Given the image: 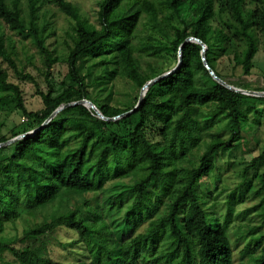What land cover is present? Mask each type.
I'll use <instances>...</instances> for the list:
<instances>
[{"label": "trees", "instance_id": "trees-1", "mask_svg": "<svg viewBox=\"0 0 264 264\" xmlns=\"http://www.w3.org/2000/svg\"><path fill=\"white\" fill-rule=\"evenodd\" d=\"M25 1L0 0V112L21 111L26 118L1 135L0 144L37 129L0 146V255L8 252L21 264H63L47 254V237L64 227L92 256L89 263L73 264H233L231 210L223 216L215 200L208 203L213 192L218 196L219 158L243 145L242 104L254 95L215 80L204 65L203 45L187 39L202 40L214 72L246 89L218 64L233 74L238 68L252 74L264 43V0H98L95 22L70 0ZM52 5L73 20L61 53L48 42L56 35L47 19ZM143 17L150 29L140 35ZM169 48L181 52V64L123 115L135 107L149 80L171 70H161L162 52ZM59 63L67 72L56 86L52 69ZM9 69L35 84L40 109H28L22 85ZM118 78L129 80L133 92L113 104ZM83 98L109 119L79 103L47 121L59 107ZM221 118L231 119L233 132L212 138L199 152L203 132ZM263 163L264 147L244 168L243 175L253 170L258 178L250 190L259 198L260 222L235 233L248 239L242 253L250 258L242 264H264ZM88 192L112 195L104 217L83 216L72 207L74 194ZM129 201L124 220L115 218ZM18 219L28 225L22 235H6L8 223ZM145 220L146 229L133 235Z\"/></svg>", "mask_w": 264, "mask_h": 264}, {"label": "rangeland", "instance_id": "rangeland-1", "mask_svg": "<svg viewBox=\"0 0 264 264\" xmlns=\"http://www.w3.org/2000/svg\"><path fill=\"white\" fill-rule=\"evenodd\" d=\"M72 3L80 8V12L87 16L91 21H97V12L99 9L98 0H70ZM25 0L23 4L25 5ZM47 19L51 26L56 29V35L52 36L48 42H50L57 49L58 53L63 52L66 49V40H70L66 35L67 29L72 24L73 20L67 14L60 11L56 6L52 5L50 12L47 15ZM150 29V25L147 24L146 18H142L140 22V35H145ZM11 33L13 37L19 38L14 33ZM21 47V44L18 43ZM30 51L34 52L35 47L32 46ZM180 51L176 52L172 48L166 49L162 52L161 70L173 69L178 65ZM143 66H145V57H141ZM219 63V62H218ZM5 66L7 64L5 63ZM219 69L229 77V79L244 84L247 90L262 92L264 91V43L261 41L260 49L254 57V67L252 74L249 76L243 75L240 68L232 73L230 69H224L221 64H218ZM10 70L11 78L19 82L22 85L24 91V98L29 110H37L42 107L40 96L36 92V86L32 81L20 79L14 72ZM33 75L40 78L42 87H47L43 76L32 65L27 67ZM56 86H59L64 75L67 72V65L65 63H59L52 69ZM133 92L132 83L127 79L118 78L115 80L113 93L110 98V102L113 104H121L129 98V93ZM104 97L106 94H103ZM208 107H201L199 111L206 112ZM241 115L246 121L242 126V140L243 145L240 149L232 152L222 154L218 160L219 171L221 176L219 182V191L217 198H214L216 192H213L209 197V203L213 204L216 201L215 208L219 214L226 216L229 210H231V217L229 219V227L231 229L232 248L234 252V263L242 264L249 260L248 253H242L248 239H239L236 231L238 228L242 230L248 229V227L257 225L260 222L258 216V209L256 205L259 198L253 195L250 190L251 187L259 184L258 178L255 176L253 170H248L244 174V168L248 165L251 159L259 154L264 147V96H254L243 101ZM25 116L21 111H15L11 114H5L0 112V136L3 134H9L10 129L17 126L23 120ZM22 129V126L18 127ZM232 123L230 118H221L219 121L213 124L212 127L203 132L202 144L199 147V152L205 149V143L210 141L216 136L229 137L232 133ZM264 168V163L262 164ZM126 181L128 179H125ZM113 182H109L107 186H112ZM249 185V187H248ZM118 189V188H117ZM116 189V190H117ZM245 190L244 196L239 194L242 190ZM118 191V190H117ZM112 195L102 192H88L85 194H74L72 197L71 205L77 209V212L81 215H102L104 217L103 207L105 204H109L112 201ZM129 202H124L121 211L115 214V218L124 220L126 210ZM105 219L109 222L110 217L105 216ZM149 220L143 221L134 232L136 235L146 229ZM28 227L27 222L24 219H18L16 222H9L7 230L5 232L8 236L22 235L24 229ZM76 234L73 230L60 227L56 231L52 232L47 237L48 252L47 254L57 262L63 264H73L77 262H91L92 256L86 251L82 243H74ZM0 256V264H21L15 260L11 254L5 252Z\"/></svg>", "mask_w": 264, "mask_h": 264}, {"label": "water", "instance_id": "water-1", "mask_svg": "<svg viewBox=\"0 0 264 264\" xmlns=\"http://www.w3.org/2000/svg\"><path fill=\"white\" fill-rule=\"evenodd\" d=\"M187 40H189V41H196V42H199V43H201V44L203 45V61H204V65H205V67L207 68V70L209 71L210 75H211L215 80L219 81V82L222 83L223 85H225V86H227L228 88H230V89H232V90H234V91H237V92H241V93H244V94H247V95L264 96V91H262V92H257V91H252V90H247V89H244V88H241V87H237V86H235V85H232V84L228 83L227 81H225V80L222 79L221 77H219V76L214 72V70L209 66V64H208L207 61H206V58H205L204 52H205V50L207 49V45H206L202 40H200L199 38H196V37H193V36H192V37H189ZM180 53H181V52H180ZM181 62H182V56L180 55L178 65H177L176 67H174L173 69H171V70H169V71H167V72H165V73H162V74L158 75L157 77H155V78L149 80V81H148V82L142 87L141 92H140V96H139V100H138L137 104L135 105V107H134L133 109L127 111V112L124 113L123 115L129 114V113L133 112L137 107H139L140 104L142 103L143 99H144V96H145V94H146V91H147L148 87H149L150 85L154 84L155 82L161 80L162 78H164L165 76H167L168 74H170L171 72H173L174 70H176L177 67L181 64ZM79 103L84 104L85 106H87V107L93 109V110L98 114L99 117L104 118V119H109L108 117H106V116L100 111V109L95 105V103H94L93 101H91L90 99H87V98H83V99H81V100L74 101V102H71V103H68V104H65V105L59 107L57 110H55V111L52 113V115L50 116V118H49L47 121H49L53 116L56 115V113H57L60 109L64 108L65 106H68V105H75V104H79ZM118 117H120V116H118ZM118 117H113L112 119H117ZM47 121H46V122H47ZM46 122H45V123H46ZM36 130H37V129H35V130H33V131H28V132H26V133H24V134H21V135H18V136H16V137H14V138H12V139L6 141V142L3 143V144L11 143V142H13V141H15V140H17V139L22 138L23 136H26V135H29V134L34 133ZM3 144H0V146L3 145Z\"/></svg>", "mask_w": 264, "mask_h": 264}]
</instances>
